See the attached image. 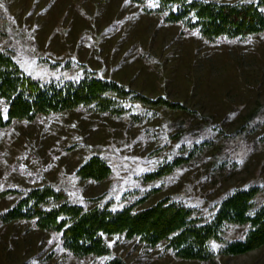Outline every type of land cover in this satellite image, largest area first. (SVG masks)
<instances>
[{
	"label": "rangeland",
	"instance_id": "obj_1",
	"mask_svg": "<svg viewBox=\"0 0 264 264\" xmlns=\"http://www.w3.org/2000/svg\"><path fill=\"white\" fill-rule=\"evenodd\" d=\"M0 5L8 19L0 49L33 77L78 78L83 68L78 62H85L103 76L149 95L165 94L209 117L160 108L151 120L130 124L126 115L75 108L31 122L15 120L0 127V213L17 197L6 188L43 182L86 205L87 198L105 192L102 200L110 198L112 207H121L151 186L158 188L140 206L168 194L210 212L226 191L247 185H258L256 201H264V116H251L264 105L262 35L210 43L194 31L180 34L178 23H162L160 13L141 11L129 0H0ZM179 119L183 128L176 126ZM258 121L261 125L254 127ZM177 131L187 141L215 132L221 151L213 158L214 150H207L193 163L144 180V173L175 151ZM93 153L111 166L110 176L100 181L75 173ZM223 158L226 167L210 169ZM242 230L235 226L227 237L241 236ZM108 239L113 254L128 264H206L161 253L160 246ZM0 264L95 263L93 257L66 254L56 231L28 220L0 219ZM218 264H264V245L220 255Z\"/></svg>",
	"mask_w": 264,
	"mask_h": 264
},
{
	"label": "trees",
	"instance_id": "obj_2",
	"mask_svg": "<svg viewBox=\"0 0 264 264\" xmlns=\"http://www.w3.org/2000/svg\"><path fill=\"white\" fill-rule=\"evenodd\" d=\"M129 2L137 4L141 11L160 13L162 23H178L180 34L194 31L210 43L223 39L242 42L253 35L264 37V0H155V7L149 6L152 0ZM7 20L5 14H0V39L7 33ZM78 63L83 66L78 78L41 81L24 72L8 51L0 49V127L75 108L111 117L126 115L130 124L151 120L160 114V108L209 118L183 101L165 94L149 95L99 74L85 62ZM259 113V117L264 116V105L251 113L252 119ZM260 122H255L254 127ZM176 126L183 128V119ZM208 128L214 130L216 126ZM192 133L197 134L194 130ZM213 133L187 141L177 131L175 137H181L175 151L144 173L143 179L169 174L203 157L210 149L215 158L221 149ZM227 162L225 158L216 160L210 169L224 168ZM75 173L79 178L100 181L110 176L111 166L93 153L76 167ZM157 188L151 186L121 207H112L110 198L102 200L105 192L87 198L90 205L74 202L65 189L50 182L6 188L4 192L17 197L0 213V219L28 220L42 230L56 231L66 254L93 257L95 264H128L124 257L113 254L109 236L149 248L160 246L161 253L206 264H218L220 255H235L264 245V201H256L258 185L226 191L210 212L168 194L140 206ZM235 226L243 227L241 236L227 237Z\"/></svg>",
	"mask_w": 264,
	"mask_h": 264
},
{
	"label": "snow or ice",
	"instance_id": "obj_3",
	"mask_svg": "<svg viewBox=\"0 0 264 264\" xmlns=\"http://www.w3.org/2000/svg\"><path fill=\"white\" fill-rule=\"evenodd\" d=\"M128 2V0H126V3ZM2 6V5H0ZM150 7H155V6H158L156 3H155V0H152V2L149 4ZM6 111V110H5Z\"/></svg>",
	"mask_w": 264,
	"mask_h": 264
}]
</instances>
